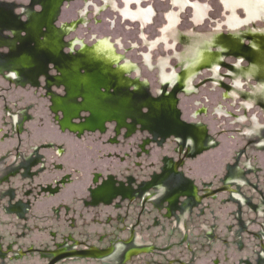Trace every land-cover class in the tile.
<instances>
[{
	"label": "rangeland",
	"instance_id": "374dc122",
	"mask_svg": "<svg viewBox=\"0 0 264 264\" xmlns=\"http://www.w3.org/2000/svg\"><path fill=\"white\" fill-rule=\"evenodd\" d=\"M132 1L0 0V179L6 178L0 183V264L47 262L39 252L17 253L29 247L53 249L66 241L106 246L108 238L119 234L120 223L105 221L109 215L114 216L115 210L102 203L93 207V201H98L93 194L88 198L84 193L90 202L87 207L78 199L84 187H97L89 182V173L100 167L94 153H129L128 161L116 163L120 176L117 184L123 182L129 168L134 186L158 172L163 157L172 161L178 158L179 144L195 148L188 138L192 128L203 130L204 147L190 152L179 169L189 179L188 184L202 181L216 186L220 185L221 175L229 174L225 180L235 182L231 188L239 191L234 197L218 193L217 198L203 200L211 204L212 210L184 224L180 231L170 229L173 224L156 213L154 204L146 203L151 212L145 217V225L151 223L150 215H156L163 221L164 230L153 227L143 232H148L149 241L159 247L171 248L161 256L153 252L139 254L130 263L155 264L164 258L166 264L167 259L174 258L181 264H264V81L254 68L256 56L236 47L240 43L249 48L257 37H264V0H222L226 14L221 0H141L135 6L130 4ZM204 1L212 8L209 19L203 26H193V11L178 6L191 3L200 16L207 6L202 4ZM148 5H153L156 16L152 25L142 29L138 21L131 20L142 19ZM172 12L180 20L179 32L172 29L173 23L171 31H166L168 22L164 17ZM221 21L227 26L220 31ZM190 27L192 32L187 30ZM202 39L206 41L201 43ZM146 57L154 65L147 66L143 62ZM106 60L112 64H106ZM166 64L176 71L165 70ZM129 70L127 79L123 74ZM158 76L162 82H178L183 89L167 90V85L158 83ZM95 108L114 109L118 119H106L94 127L90 120ZM13 123H20V144ZM57 123L65 131L69 129L64 126L74 128L78 123L80 134L106 131L88 132L78 139L60 131ZM128 134L130 137L125 139ZM112 136H117L118 145L106 143ZM51 141L62 145L65 153L52 160L46 157L48 164L60 162L66 168L80 170L82 176L60 189L56 185L51 189L50 181L61 174L53 168L30 178V167L25 163L21 174L8 175L18 163L24 164L23 158L14 161L9 153L17 149L26 156L31 147ZM32 151L46 152L39 148ZM140 151L146 155L135 157ZM101 161L107 162L102 168L112 162L106 158ZM108 175L109 171H104L102 180ZM166 177L169 184L176 178L173 174ZM160 178L155 184L161 182ZM34 183L37 189L24 197L29 184ZM14 187L17 190L13 192ZM42 188L52 191L40 193ZM28 198L33 204L30 214L24 207ZM242 201L248 204L242 205ZM247 205L259 213L247 212ZM95 216L102 222L93 221ZM245 217L254 221L246 225ZM203 224L210 225V230L215 226L217 238L207 240ZM245 227L259 232L260 238L243 232ZM242 245L244 248L239 249ZM119 255L115 253L105 260L65 259L57 264H115L120 263Z\"/></svg>",
	"mask_w": 264,
	"mask_h": 264
},
{
	"label": "flooded vegetation",
	"instance_id": "af4514ba",
	"mask_svg": "<svg viewBox=\"0 0 264 264\" xmlns=\"http://www.w3.org/2000/svg\"><path fill=\"white\" fill-rule=\"evenodd\" d=\"M262 81H264V78L262 79ZM19 124L20 123H13V126H14L13 131H15V134H17L18 144L22 143L21 137H20V130L19 128H17ZM59 125L60 124L57 123L58 129L60 131L70 132L74 134L75 137L78 139L82 138V136H84L85 133H88V132H91V133L98 132L99 134H101L106 131V128H105L103 131L97 129L98 131H86L85 133L80 134L79 132H72L69 130L65 131V129H62L61 126ZM125 128L127 129V127ZM129 137L130 135H127L124 138L127 139ZM188 138L194 142L195 148H192L191 150V146H181L179 144L176 150V152L178 153V158H176L175 160L173 159L172 161V159H169V158L163 159L164 158L163 157L162 159H160V163L162 165L159 168L158 172H154L148 181H143L142 183L135 184L134 186H133L134 184L133 176L131 175V173H129V168L126 170L127 172H125V174L123 175V182L120 181L119 185L117 184L118 182L117 180L119 179L120 176L119 177L117 176L118 172L115 167L116 163H123L124 161H128V159L131 158V155L129 153H119V154L116 152L103 153L101 151L94 153L96 154L95 159L99 160L96 162H98L100 167L95 169L94 172L89 173L90 181L89 180L88 181L89 182L92 181L97 187L93 190L87 187H84V190L82 192L83 196L81 195L78 196V199L82 202L83 207H87L88 205H90V202L86 201V197L84 196L85 195L84 193H87L89 195L88 198H91V194H93L97 196L96 198L98 199V201L97 200L95 202L93 201V207H98L102 203L107 207L109 206L110 209L115 210L116 213L114 214V216L112 217L111 215H109V217H107L105 221L108 224H110L113 220L115 222L120 223V226H117L119 234H116L115 236L108 238L109 242L106 246L91 245V244H87L85 241H75V242H72V244H68V242L66 241L60 245L56 244L55 245L56 247L53 249H49L46 247H43V248L29 247V248H26L25 250L18 249L17 253L23 255L26 253L39 252L47 258V262H48V260L52 257V254L50 252L56 249H59V248L81 249V248H88V247H97L101 249H109L110 251L98 257H76V258L105 260L104 258L106 257L109 258L115 253L116 254L119 253L120 255L122 254L121 258L120 259L118 258L120 263H115V264H131L130 262L134 260V258H139V254H143V253L144 254L149 253V252L159 253L160 256L167 253L166 250L170 249L171 246L166 245L164 247H159L157 243H154L153 240L149 241L148 237L150 234L148 232L146 233L143 232V230L147 231L148 229L153 228V227H157V229L160 228L164 230L163 221L162 220L160 221L159 219L160 217L156 215H150L151 223H149L148 225H145L146 223L145 217H147L148 214L151 212L147 210L146 203L154 204L156 213H158L162 219L166 218L167 220H169V223L171 225L173 224V226H171L170 229L176 228L177 230L180 231V229H182L181 226H184V224L185 225L188 223L190 224V222L193 221V219H197L212 210L211 204L210 203L207 204L206 201L202 203L203 200L205 199L210 200V199L217 198L218 193H226L234 197V193L237 194L239 191L237 188H234V189L231 188V184L235 185L236 184L235 182H229L228 180H225L228 178L229 174L226 176L221 175L222 177H221L220 185H216V186H214L213 182L199 181V183L196 184L194 180H193L194 183L191 182L190 185L188 184L189 179L185 177L182 174V171L179 169L183 167V165L185 164L186 162L185 159L190 156L189 155L191 154L190 152L194 151L195 149L204 147V143H203L204 132L202 129H199V128L189 129ZM143 142H145L143 144V147H144L146 144V141L144 140ZM106 143H108L109 145L116 146L120 143V141L117 139V136H114V137L112 136L111 138L106 140ZM40 144L41 146L35 145L31 147L30 148L31 151L27 153L26 156L24 152L20 150L18 151L17 149L14 152V154L9 153L10 157L11 156L14 157L13 158L14 161L23 158L24 164L18 163L13 168V171L8 173V175L16 176V175L21 174V169H23V166L25 165V163L26 165L28 164L30 167L29 171L27 172L29 174L28 177L30 178H33L32 176H36L35 173L42 172L41 170H48L49 168H53L61 174H57V177H54L50 181L48 188L51 187V189L55 185L57 189H60L61 185L72 182L73 180H76L80 176L83 175V173L80 170H77L74 168H66L64 167V164L60 162L54 163V164L51 163V165L48 164V161H47L48 158L46 157L50 156L49 160H52L53 158L60 157L65 153L62 145L54 144V142L52 141L44 142V144L43 143H40ZM20 146L21 145H19V147ZM138 147L142 149L141 144L138 145ZM38 148L45 149L47 153L46 152L38 153V152L32 151V150H38ZM37 154L40 157L39 159L37 157ZM143 155H146L145 152L140 151L136 153L135 157L139 158L140 156H143ZM104 158L109 159L110 161L112 160V162L108 164L109 165L108 168L101 167V165H104V166L107 165V162L101 163L102 162L101 160H103ZM95 159L93 158V160ZM35 160H38V161H35ZM135 165L139 166V164L137 163H135ZM151 166H153V164ZM36 168H38L37 171H36ZM103 170L104 171L108 170L109 175L107 179L102 180L101 177L104 174ZM168 174H173L176 176V178H173L174 180H172L173 183H170V184L167 183V181L169 180L168 177H170V175L166 177ZM159 176H161L160 178L161 182L155 184L156 179ZM5 179L6 178L0 179V183H3ZM107 183L110 184V187L105 188L107 186ZM178 183H180V185H178ZM184 184H187V185L183 186ZM33 185L34 186L29 184V187H27L26 192L23 193L24 197L31 196V193L33 192V190L37 189V184L34 183ZM104 185L105 187H103ZM51 189L46 190L45 188H42L40 193L48 192V190L51 192L52 191ZM15 190H17V188L14 187L12 191L14 192ZM213 191L214 193H211ZM6 195L9 196V194H6ZM182 197H183V200H181ZM102 198L106 199L107 201L102 200ZM189 198H190V201H188ZM12 199H14V197ZM221 202H225V200H221ZM245 204H248V203L246 201L242 203V205H245ZM59 206L68 207V206H65L64 204H59ZM248 206L249 205H247L246 207L247 212L252 211L255 213L257 212L259 213V210L249 209ZM24 207H25V212L30 214L33 211L32 200L28 198L24 202ZM161 209L163 211H161ZM164 210H167L169 212L165 214ZM19 218L21 217L19 216L15 217V219H19ZM94 218L95 219H93V221L97 223L102 222L98 216H95ZM253 221H254L253 218H249V217L247 218L245 217V219L243 220V222L246 223V225L250 224ZM201 227L203 228L204 237L207 240L212 241L213 237L217 238V236L213 233L215 226H212L211 230L208 229L210 225L203 224L201 225ZM243 232H247L249 235H252L256 239L260 238L259 232L253 231L251 229H247V227L243 229ZM208 234H210V236H208ZM211 235H214V236H211ZM105 236H106V233L105 235H102V237H105ZM188 236H189V233L188 235L186 234L185 238L187 239ZM141 239H144L145 242L140 241ZM190 244H191V241L189 242V246ZM201 244L209 245L210 243L208 242V243H201ZM257 247H259V244ZM163 248H166V249H163ZM241 248H244V246L242 245L239 249ZM194 249L195 247L193 248V250ZM76 258H65V259H76ZM163 259L162 261H158L155 264H165ZM63 260H60V261H63ZM175 262L178 264L183 263L179 259L172 258V259H167L166 264H173ZM217 263L218 261L215 262V264Z\"/></svg>",
	"mask_w": 264,
	"mask_h": 264
},
{
	"label": "crops",
	"instance_id": "0c3cea01",
	"mask_svg": "<svg viewBox=\"0 0 264 264\" xmlns=\"http://www.w3.org/2000/svg\"><path fill=\"white\" fill-rule=\"evenodd\" d=\"M159 1H167V0H159ZM168 1H172V0H168ZM193 1H199V0H193ZM206 1V0H205ZM203 2L202 4L203 5H207L206 6V8H205V10H203L202 12V14L199 16L197 13H199V12H197L196 10H195V7H193L192 5H191V3H188V4H186V5H184V6H182V7H179L178 5H176L175 3H174V6L175 7H177L178 6V8L180 9H187V8H190L192 11H193V13H192V17H191V19H190V21L192 22V24H193V26H198V27H200L201 25L203 26L204 24H205V22H206V20L207 19H209L208 18V16L210 15V12H212V8L210 7V5L207 3V2ZM173 2V1H172ZM199 2H202V1H199ZM221 2H222V0H221ZM130 4H134V6L135 5H139V4H141V0H134V1H132ZM222 4H223V2H222ZM148 8H151V10H149V11H147V12H145L144 13V15H143V17H142V19H134V20H131L132 22H135V21H138L139 23H140V26L142 27V29H144L146 26H149V25H152L153 24V22H154V18H155V16H156V13H155V9H154V7H153V5H148L147 7H146V9H148ZM222 10H223V12L226 14V11H227V9L224 7V4H223V6H222V8H221ZM149 12V13H148ZM152 12V13H151ZM168 14V13H167ZM165 14L166 16L164 17L165 19V22H168L167 23V29H166V31H168V32H170L171 31V28H170V24L171 23H173L174 24V26L172 27V29H174L175 31L176 30H178V32L180 31L179 30V25H180V20H179V18H178V16H177V14L176 13H171V14ZM200 14V13H199ZM224 14V15H225ZM145 15H147V16H145ZM221 15V14H220ZM223 25H226L227 26V24L226 23H224V22H220V24L218 25V28H219V30L221 31V28H222V26ZM187 30L189 31V32H192L193 31V28H187ZM170 35H172V34H170ZM177 38V37H176ZM206 40H204V39H202L201 40V43L202 42H205ZM169 43V42H168ZM175 44L176 45H178L179 44V41H175ZM175 45V46H176ZM170 49H171V47H169ZM152 50V49H151ZM148 58H150V57H148ZM174 58H176V57H174ZM177 59V58H176ZM223 59H224V57H221V59H220V61H223ZM127 60V58L126 59H124L123 61H122V59H121V63L123 62H125ZM167 61V60H166ZM219 61V62H220ZM143 62H145L146 63V65L147 64H150V63H153L152 65H154V62L152 61H150L149 59H147V57L145 58V60H143ZM168 62V61H167ZM148 66V65H147ZM165 68V70L166 69H168L169 70V72H171V70H175V69H173V68H169L168 67V65L166 64L165 66H164ZM131 68H133L132 66H131ZM220 69V68H219ZM131 70V69H130ZM130 70L129 71H126L123 75L125 76V77H127L126 75L127 74H129V72H130ZM176 71V70H175ZM159 72H160V75H161V69H160V66H159ZM196 74V73H195ZM195 74L192 76V79H191V81H193V78H194V76H195ZM186 76V73H185V75H184V77ZM183 77V76H182ZM127 79H128V77H127ZM130 79V78H129ZM132 79V78H131ZM158 79H159V81H158V83L159 84H161V85H163V86H165V85H167V90H171V89H174V92H177V90H179V89H183V86L181 85V86H177V84H178V82H175V83H173V84H170V83H168L167 81L166 82H162V80L160 79V76H158ZM183 81V80H182ZM130 87H132V84H130V86H129V88ZM165 89V88H164ZM221 89H223V88H221ZM77 126L76 127H74L73 128V126H69V125H66V126H64L66 129H69V130H76L77 132H79V128H82V127H79V124L77 123L76 124ZM81 131L83 130V129H80ZM129 135V134H128ZM127 136V135H126ZM103 187H105V185L103 186ZM108 187H110V184H108L107 183V186L105 187V188H108ZM104 192V191H103Z\"/></svg>",
	"mask_w": 264,
	"mask_h": 264
},
{
	"label": "bare ground",
	"instance_id": "6f19581e",
	"mask_svg": "<svg viewBox=\"0 0 264 264\" xmlns=\"http://www.w3.org/2000/svg\"><path fill=\"white\" fill-rule=\"evenodd\" d=\"M188 1V0H187ZM183 2V1H182ZM185 4V3H184ZM56 8V7H55ZM149 10H151V9H146V10H142L143 11V14L145 13V12H147V11H149ZM55 11V10H54ZM152 11V10H151ZM149 13V12H148ZM152 13V12H151ZM145 16H147V15H145ZM27 31V30H26ZM47 33V32H46ZM57 34V33H56ZM256 35V34H255ZM254 36V35H253ZM258 36H260V35H258ZM61 40V39H60ZM59 40V41H60ZM253 41H254V39H253ZM227 42V41H226ZM255 42H256V44H255ZM238 43H236V47L238 48V49H245V51L247 52V55H250L251 54V57H254V56H256V63H255V65H256V73H258L260 76H262L263 78H264V37H257V40L256 41H254L253 42V45L252 46H250L249 48H248V46L247 47H242L241 45H237ZM242 44V43H241ZM51 45V44H50ZM50 45L48 46L49 48H50ZM232 45V44H231ZM47 46V45H46ZM53 46V45H52ZM62 47V46H61ZM33 50V49H32ZM55 51V50H54ZM30 52H32L31 50H30ZM56 52V51H55ZM234 52V51H233ZM24 53V52H23ZM38 53V52H37ZM58 53V52H57ZM236 53V52H235ZM28 54V53H27ZM33 54V53H32ZM36 54V53H35ZM40 54V53H39ZM44 54V53H43ZM42 54V55H43ZM52 54V53H51ZM53 54H54V52H53ZM28 56V55H27ZM30 56V55H29ZM92 56V55H91ZM35 57V56H34ZM66 57V56H65ZM32 58V57H31ZM92 58H96V57H94V56H92ZM23 59V61H24V58H22ZM27 60H28V58H26ZM32 60H33V58H32ZM100 62V61H99ZM31 63H33V62H31ZM61 63V62H60ZM83 63V62H82ZM106 64H112L111 62H110V60H106V62H105ZM64 64V63H63ZM65 65V64H64ZM87 65V64H86ZM85 65V66H86ZM84 67V66H83ZM93 67V66H92ZM33 68V67H32ZM77 68V67H76ZM87 68V67H86ZM100 68V67H99ZM35 69V68H34ZM80 69V68H79ZM88 69V68H87ZM61 70V69H60ZM119 70V69H118ZM122 70V69H121ZM101 71V70H100ZM36 72V71H35ZM118 75V74H117ZM116 75V76H117ZM109 79V78H108ZM90 82V84H91V81H89ZM104 91V90H103ZM117 92V91H116ZM126 95V94H125ZM129 98V97H128ZM55 103V102H54ZM150 103V102H149ZM104 106V105H103ZM108 105H106V107H107ZM103 108V107H102ZM102 108H95V111L93 112V116H92V118H91V120H90V124L91 125H94V127L95 126H100L101 124H102V122L104 121V120H106V119H111V118H116V119H118V115H117V113L115 112V110L114 109H111L110 111H106V110H104V109H102ZM114 110V111H113ZM57 111V110H56ZM125 116V115H124ZM127 121V120H126ZM157 122V121H156ZM88 125V124H87ZM131 125V124H130ZM157 125V124H156ZM154 126V125H153ZM152 126V127H153ZM88 127H90V128H92V126H88ZM101 129V128H100ZM154 131V130H153Z\"/></svg>",
	"mask_w": 264,
	"mask_h": 264
},
{
	"label": "water",
	"instance_id": "95a60500",
	"mask_svg": "<svg viewBox=\"0 0 264 264\" xmlns=\"http://www.w3.org/2000/svg\"><path fill=\"white\" fill-rule=\"evenodd\" d=\"M211 193H214V191ZM109 251H110L109 249H101L97 247H88L81 249L59 248L50 252L52 254V257L48 260L46 264H55L58 261L63 260L65 258L98 257L108 253Z\"/></svg>",
	"mask_w": 264,
	"mask_h": 264
}]
</instances>
